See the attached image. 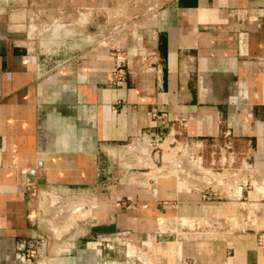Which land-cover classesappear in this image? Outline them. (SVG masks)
I'll return each mask as SVG.
<instances>
[{"label":"crops","instance_id":"obj_1","mask_svg":"<svg viewBox=\"0 0 264 264\" xmlns=\"http://www.w3.org/2000/svg\"><path fill=\"white\" fill-rule=\"evenodd\" d=\"M147 2L118 46L74 53L65 41L29 44L0 17V264H264V0ZM140 134L154 141L145 165L130 145ZM164 141L200 143L209 168L224 160L238 194L192 184L162 158ZM156 166L176 171L151 176ZM49 190L84 199L88 213L77 234L27 257L19 243L45 200L29 192Z\"/></svg>","mask_w":264,"mask_h":264},{"label":"rangeland","instance_id":"obj_2","mask_svg":"<svg viewBox=\"0 0 264 264\" xmlns=\"http://www.w3.org/2000/svg\"><path fill=\"white\" fill-rule=\"evenodd\" d=\"M147 1L148 0H102L103 5L101 7L91 8L78 6L69 9L62 8L49 11L51 7L46 2L43 4V0H18L20 4L18 6H3L2 3H4V0H2V3L0 1V17L5 20V25L8 26V28H12L17 34L23 33L24 35L25 33L26 38L24 41L29 44H34L35 39L41 37L36 41L41 43L42 49L43 47H47L49 50L52 48L59 49L64 41L70 44L69 46H71L72 51L70 50L69 52L72 53L81 48H89V50H91L99 46H109V49H113L112 47L118 46L120 40H122L123 34L120 28L130 18L145 12L148 7H151L149 5L151 3ZM7 3L10 4L11 1L9 0ZM52 41H55V44L51 43ZM115 50L116 49H114V51ZM130 145L134 151L141 152H139L141 161L137 164H147L148 162L146 160L148 158V148L150 146L147 144V140H134ZM170 145L172 146L174 144ZM160 146L162 147V158L175 161L180 165L178 167L179 169L183 167L190 170L192 174H189V180H191L190 182H192V184L196 182L195 186H204L209 183L215 185L214 187L224 190L226 187L233 185L236 192L235 194H238L239 186L232 183L229 174H226L225 170H223L224 168L221 169V167L225 166L224 160L217 158L216 163L214 162V165L209 168L206 164L209 159V154H207V152L202 156L200 154L199 159L192 161L186 156L187 150L185 149L179 154L175 148L166 149L169 146L165 141ZM224 154L226 156L227 152L224 151L221 154L217 153L216 156H222ZM195 161H197L196 164L199 165V169L191 163ZM173 170L176 171V168L169 167L164 170L162 167L156 166L150 175L162 176L165 172H174ZM252 182L255 187H259L258 182L254 181V179H252ZM33 196L34 195H31V197ZM78 200L81 202L85 201L84 199ZM65 201H67V199H58L57 203L49 204L51 201H49L47 197V201L44 202V205L48 204L49 209L45 215H39V217L42 216L46 221V226L49 222L55 228V232L50 236L52 238L56 237L60 239L71 232L77 234L75 233L77 218L86 217L88 213L85 210H82V212L76 211V207H73V213L66 210L65 212L56 213L54 216L53 213L57 211L59 207L66 205ZM93 201L88 203V206L91 203L93 204ZM239 207L247 209L248 205H244L240 202ZM62 210L63 209H60V211ZM250 210L256 211L259 209L256 205L251 207ZM33 212L34 211H32L30 216L34 215ZM46 218H49L48 222ZM223 219L224 218H218L217 220ZM185 220L186 219H181L179 222H185ZM225 220L230 227H236L239 223L236 217H225ZM47 227L49 228V225ZM43 228H45V226H43Z\"/></svg>","mask_w":264,"mask_h":264},{"label":"built area","instance_id":"obj_3","mask_svg":"<svg viewBox=\"0 0 264 264\" xmlns=\"http://www.w3.org/2000/svg\"><path fill=\"white\" fill-rule=\"evenodd\" d=\"M114 62H115V71L116 72V77L122 78L124 75V71H123V66L122 63L124 62L123 60V54L122 52H119V50H115L114 51ZM136 140H142V139H146L147 140V144H153L154 141L150 140L149 137H145L143 134L137 135L135 137ZM200 143H191L188 146L186 144H178L177 145V151L179 152V154H181L180 148H188L185 149L187 150L186 156L194 161L195 159H199L200 158V154H199V148ZM199 163V162H198ZM195 167L197 169H199V165H195ZM29 197H31V195H34L36 193L40 194L45 200L42 201L41 203V207L42 209L39 210L37 209L36 211L33 212V216H30V221L31 224L37 229V232L33 235L28 236L27 238L23 239L20 243H19V249L22 251V253L27 256V257H35L39 254L42 253V251L47 247L50 236L54 231V227L51 225V223L48 222L49 218L47 219L49 228L46 226V221L44 220V218L42 216L39 217V215H45L47 213L48 208V204L44 205V202L47 201V197L49 199V201H51V203L49 202V204L52 203H57L58 199H67L66 205H62V207H59L60 209H63L62 211H60V209L58 208L57 211H55L53 213V215L55 216L56 213H61V212H65L66 210L70 211L73 213L72 209L73 207H76L75 210L76 211H81L82 212V207L84 204H86V202L84 201H79L78 197L75 196H63L61 194H59L58 192H54L52 190L49 191H41V192H33L30 191L29 192ZM54 194V196H53ZM52 207V206H50ZM33 208V207H32ZM33 211V210H32ZM45 221V222H44ZM41 224V225H40ZM43 226H45V228H43ZM47 229V232H46Z\"/></svg>","mask_w":264,"mask_h":264},{"label":"bare ground","instance_id":"obj_4","mask_svg":"<svg viewBox=\"0 0 264 264\" xmlns=\"http://www.w3.org/2000/svg\"><path fill=\"white\" fill-rule=\"evenodd\" d=\"M192 164H194V165H198V164H196L197 163V161H195V162H191Z\"/></svg>","mask_w":264,"mask_h":264}]
</instances>
